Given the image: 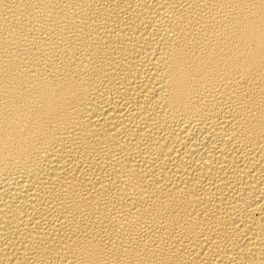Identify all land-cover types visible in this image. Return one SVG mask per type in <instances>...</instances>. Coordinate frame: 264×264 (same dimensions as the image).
<instances>
[{"label":"bare ground","instance_id":"obj_1","mask_svg":"<svg viewBox=\"0 0 264 264\" xmlns=\"http://www.w3.org/2000/svg\"><path fill=\"white\" fill-rule=\"evenodd\" d=\"M0 264H264V0H0Z\"/></svg>","mask_w":264,"mask_h":264}]
</instances>
